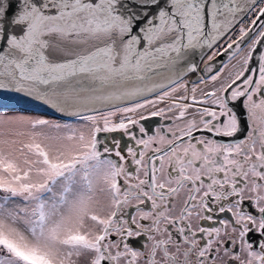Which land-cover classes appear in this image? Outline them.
<instances>
[{
    "label": "snow or ice",
    "instance_id": "1",
    "mask_svg": "<svg viewBox=\"0 0 264 264\" xmlns=\"http://www.w3.org/2000/svg\"><path fill=\"white\" fill-rule=\"evenodd\" d=\"M0 264H264V0H0Z\"/></svg>",
    "mask_w": 264,
    "mask_h": 264
},
{
    "label": "rangeland",
    "instance_id": "2",
    "mask_svg": "<svg viewBox=\"0 0 264 264\" xmlns=\"http://www.w3.org/2000/svg\"><path fill=\"white\" fill-rule=\"evenodd\" d=\"M9 115H23L28 118H43V119H48L50 121H56L60 120L61 122L67 121V122H75L74 120H71L70 118H60L58 116L50 115V114H45L44 112H39V111H31V110H24V109H17L16 112H9Z\"/></svg>",
    "mask_w": 264,
    "mask_h": 264
},
{
    "label": "water",
    "instance_id": "3",
    "mask_svg": "<svg viewBox=\"0 0 264 264\" xmlns=\"http://www.w3.org/2000/svg\"><path fill=\"white\" fill-rule=\"evenodd\" d=\"M15 108L31 110V111H39V112H44L45 114L61 117L58 113L53 112L51 109L45 108L44 106L36 103H27V104L21 103L19 105H15ZM61 118H67V117H61Z\"/></svg>",
    "mask_w": 264,
    "mask_h": 264
},
{
    "label": "flooded vegetation",
    "instance_id": "4",
    "mask_svg": "<svg viewBox=\"0 0 264 264\" xmlns=\"http://www.w3.org/2000/svg\"><path fill=\"white\" fill-rule=\"evenodd\" d=\"M227 59H228L227 55H224V56H221V57L218 58V60H223L225 62H227ZM233 62H235V61H233ZM156 119H158V118H156ZM149 134H152V133L150 132ZM112 135L119 136L120 134L119 133H114Z\"/></svg>",
    "mask_w": 264,
    "mask_h": 264
}]
</instances>
